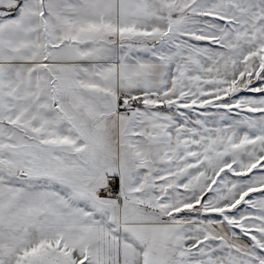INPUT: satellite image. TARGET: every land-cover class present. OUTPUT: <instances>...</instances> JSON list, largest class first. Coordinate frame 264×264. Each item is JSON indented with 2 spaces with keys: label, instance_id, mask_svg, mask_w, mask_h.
I'll list each match as a JSON object with an SVG mask.
<instances>
[{
  "label": "snow or ice",
  "instance_id": "snow-or-ice-1",
  "mask_svg": "<svg viewBox=\"0 0 264 264\" xmlns=\"http://www.w3.org/2000/svg\"><path fill=\"white\" fill-rule=\"evenodd\" d=\"M0 264H264V0H0Z\"/></svg>",
  "mask_w": 264,
  "mask_h": 264
}]
</instances>
